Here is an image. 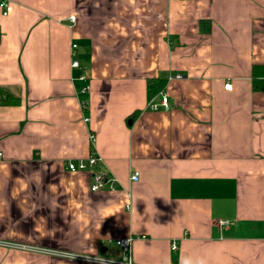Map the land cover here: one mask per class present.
<instances>
[{
    "label": "crops",
    "instance_id": "0c3cea01",
    "mask_svg": "<svg viewBox=\"0 0 264 264\" xmlns=\"http://www.w3.org/2000/svg\"><path fill=\"white\" fill-rule=\"evenodd\" d=\"M6 1L0 264H264V0Z\"/></svg>",
    "mask_w": 264,
    "mask_h": 264
},
{
    "label": "built area",
    "instance_id": "2783aa9c",
    "mask_svg": "<svg viewBox=\"0 0 264 264\" xmlns=\"http://www.w3.org/2000/svg\"><path fill=\"white\" fill-rule=\"evenodd\" d=\"M0 6L5 8L4 14H7L8 11L6 9L7 7V1L6 0H0ZM71 20L75 19V16L70 17ZM77 43L72 44L71 48V65L73 67L79 66V59L77 55ZM183 74L180 72L175 73L172 75V78H180L182 77ZM83 77V76H82ZM225 88L226 89H232V83L227 82L225 83ZM161 101L160 102H150L149 103V108L151 109H168L170 104H169V96L167 92L163 91L161 93ZM92 141L94 142L95 140V135L91 134ZM100 159V157L97 155V153L93 150L88 157L87 160H81L78 163L74 161L69 162V168L71 170H78V169H88L89 167L95 165L97 161ZM140 176V172L138 170H135L131 173V179L132 180H137ZM91 177H92V182H91V189L92 190H99V189H113L115 188V183H114V178L113 177H107L106 175L95 171L91 170ZM218 224H227L229 223L228 220L226 219H217ZM132 237H122L118 238L114 241L116 245H118L122 251H123V256L122 257H112L108 255H82L80 256L81 258L87 260V261H93V262H98V263H104V264H137L132 260V255H131V246H132ZM20 247H25L24 245H18ZM173 247L175 248L176 245L173 244Z\"/></svg>",
    "mask_w": 264,
    "mask_h": 264
},
{
    "label": "trees",
    "instance_id": "16d2710c",
    "mask_svg": "<svg viewBox=\"0 0 264 264\" xmlns=\"http://www.w3.org/2000/svg\"><path fill=\"white\" fill-rule=\"evenodd\" d=\"M252 79H253L252 80L253 89L256 91H264V64L254 65ZM0 94H1L0 102L2 103H18L20 101L18 96H16L15 94L9 91L0 89ZM134 116L135 115H133V117ZM116 246L119 247L118 245ZM118 254H120V251L117 253H114V255H118Z\"/></svg>",
    "mask_w": 264,
    "mask_h": 264
},
{
    "label": "clouds",
    "instance_id": "9594fccd",
    "mask_svg": "<svg viewBox=\"0 0 264 264\" xmlns=\"http://www.w3.org/2000/svg\"><path fill=\"white\" fill-rule=\"evenodd\" d=\"M181 264H208V261L205 257H184Z\"/></svg>",
    "mask_w": 264,
    "mask_h": 264
}]
</instances>
